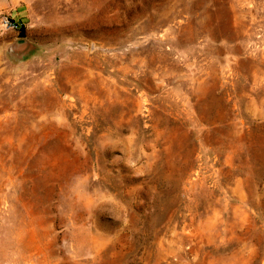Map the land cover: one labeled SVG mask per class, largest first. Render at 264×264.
Segmentation results:
<instances>
[{"label": "rangeland", "instance_id": "obj_1", "mask_svg": "<svg viewBox=\"0 0 264 264\" xmlns=\"http://www.w3.org/2000/svg\"><path fill=\"white\" fill-rule=\"evenodd\" d=\"M0 264H264V0H0Z\"/></svg>", "mask_w": 264, "mask_h": 264}, {"label": "water", "instance_id": "obj_2", "mask_svg": "<svg viewBox=\"0 0 264 264\" xmlns=\"http://www.w3.org/2000/svg\"><path fill=\"white\" fill-rule=\"evenodd\" d=\"M7 54L10 59L21 62L26 60L36 51V45L26 37H20L7 46Z\"/></svg>", "mask_w": 264, "mask_h": 264}, {"label": "built area", "instance_id": "obj_3", "mask_svg": "<svg viewBox=\"0 0 264 264\" xmlns=\"http://www.w3.org/2000/svg\"><path fill=\"white\" fill-rule=\"evenodd\" d=\"M4 22L6 25L13 27V28H18L20 26V25L18 26L17 24H15V22L12 21V19L10 17L6 18Z\"/></svg>", "mask_w": 264, "mask_h": 264}, {"label": "trees", "instance_id": "obj_4", "mask_svg": "<svg viewBox=\"0 0 264 264\" xmlns=\"http://www.w3.org/2000/svg\"><path fill=\"white\" fill-rule=\"evenodd\" d=\"M12 21L15 22V24H17L18 26L21 25V22H20V19H14V18H11Z\"/></svg>", "mask_w": 264, "mask_h": 264}]
</instances>
